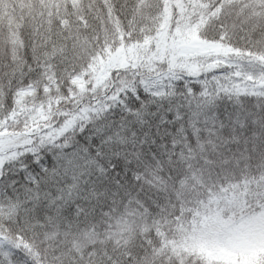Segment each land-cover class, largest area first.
I'll return each mask as SVG.
<instances>
[{"label":"snow or ice","instance_id":"snow-or-ice-1","mask_svg":"<svg viewBox=\"0 0 264 264\" xmlns=\"http://www.w3.org/2000/svg\"><path fill=\"white\" fill-rule=\"evenodd\" d=\"M0 264H264V0H19Z\"/></svg>","mask_w":264,"mask_h":264},{"label":"trees","instance_id":"trees-1","mask_svg":"<svg viewBox=\"0 0 264 264\" xmlns=\"http://www.w3.org/2000/svg\"><path fill=\"white\" fill-rule=\"evenodd\" d=\"M19 15V0H2L0 3V28L6 27L9 17L15 18Z\"/></svg>","mask_w":264,"mask_h":264}]
</instances>
